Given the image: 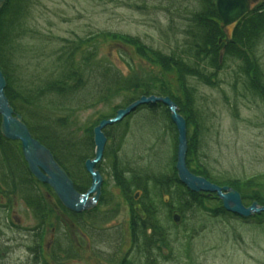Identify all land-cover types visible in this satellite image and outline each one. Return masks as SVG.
Returning a JSON list of instances; mask_svg holds the SVG:
<instances>
[{"label":"rangeland","instance_id":"rangeland-1","mask_svg":"<svg viewBox=\"0 0 264 264\" xmlns=\"http://www.w3.org/2000/svg\"><path fill=\"white\" fill-rule=\"evenodd\" d=\"M262 1L252 0V5ZM211 3L204 0H33L24 23L25 32L13 53L17 87L25 93L41 89L71 69V55L76 66L89 57L91 61L83 67L84 71L81 69L84 79H91L85 88L67 100L47 95L38 107L31 109L55 122L57 128L59 125L68 134L64 135L67 139L81 140L88 130L94 134L102 115L126 103L124 96H120L108 106L90 107L91 99L99 90L98 83L102 81L100 73L106 68L102 65L111 64L128 75L130 63L140 64L133 46L117 37L136 38L165 55H184L197 40L196 14ZM218 23L223 29L222 21ZM234 29L235 25L223 29L226 34L223 43L228 44ZM105 34L113 38H102ZM248 55L250 69L258 65L263 82L264 35ZM222 59L223 69L213 85L198 78H188V83L195 89L194 106L203 118L198 159L209 171L210 180H207L220 187H231L223 185L228 180L264 177V96L251 87L248 75L257 79L258 73L251 69L247 75L244 58L223 55ZM144 66L147 78L151 70L147 64ZM163 114L153 115L144 106L109 131L108 157L104 154L97 166L103 177V191L96 208L100 213L118 211V214L110 222L99 224L102 230L96 244L99 261L84 253L82 264L137 262L139 256L133 248L131 231L135 204L127 200L117 186L114 162L118 161L119 167L130 175L167 173L172 167L175 148L168 115ZM61 119L64 121L60 122ZM188 123V131L193 136L196 126L190 120ZM4 162L0 148V264H30L33 259L28 249L43 241V237H37V230H43L44 213L38 212L39 206L43 205L45 213L64 211L57 197L40 182L38 191L42 199H32L33 203L25 199V191L33 183L25 181L24 172L19 171L16 164L11 173ZM5 173H11L10 180L16 176L14 184L10 180L4 184ZM23 180L26 186L20 185ZM91 185L92 181L87 183L86 193ZM252 190L260 191L264 201V186ZM139 192L142 206L145 193ZM103 195L109 205L102 202ZM246 195L248 204L242 198L246 207L254 202L259 204L251 196V190ZM156 200L158 218L167 227L170 243L168 251L163 248L151 253L157 264H264V222L251 220L254 216L249 219L223 216L218 213L216 202L206 201L208 211L187 212L185 219L177 224L173 220L174 213L171 215L169 209ZM142 262L145 263V259Z\"/></svg>","mask_w":264,"mask_h":264},{"label":"trees","instance_id":"trees-1","mask_svg":"<svg viewBox=\"0 0 264 264\" xmlns=\"http://www.w3.org/2000/svg\"><path fill=\"white\" fill-rule=\"evenodd\" d=\"M33 0H8L0 10V69L3 72L6 81L7 89L6 95L10 101L11 106L15 112L23 117L24 123L30 129L33 137L40 141L47 147L55 156L57 162L66 170L69 176L75 183V188L81 194L87 191V183L92 181L91 176L86 171L85 164L88 160L95 158V143L94 134L90 130L87 131L86 137L81 140H69L64 136V130L48 121L45 115H39L31 111L40 101L47 95H56L67 100L78 90L83 89L91 82V79H84L81 69L87 66L91 61L86 57L83 63L76 66L73 57L70 56L71 69L62 74L60 78L54 82L48 83L45 87L35 90L33 92L25 93L17 87V78L15 75L16 65L13 60V53L18 47V39L24 34V23L29 14L30 7ZM206 3L211 0H204ZM204 10L196 14L197 24V40L190 45V50L184 55L171 54L165 55L156 50L145 46L140 40L131 37H117L123 42L133 46V49L140 60L139 65H131V72L125 75L117 67L111 64L102 65L106 67L104 72L101 71L102 81L98 83L99 90L95 92L90 101V107L99 105H110L114 99L124 96L126 103L110 112L107 115H102L101 121L113 119L117 112L121 109L127 108L142 97H170L174 103L179 107L180 114L186 119L187 125L189 120L195 126L193 136L188 131V145L189 151L187 156V163L189 169L197 176L204 177L210 180L209 171L204 164L198 159V151L201 144L202 137V115L194 106L195 89L188 83V78H198L206 84L213 85L216 81L218 73L223 69L224 63L222 56L226 58L231 56L234 58H244L247 69V75L250 74V63L248 60V53H253V48L264 35V2L252 9L241 21L235 25L232 38L228 39L230 43H223V38L226 37L222 26L218 21H221L218 16L216 6L211 3L205 4ZM111 34H105L102 38L112 37ZM99 38V36H98ZM113 38V37H112ZM224 53H222V51ZM93 54V53H92ZM91 56V55H90ZM220 58L222 60H220ZM90 60V61H89ZM222 61V63H221ZM148 65L151 70L148 77H144V73L148 72L144 65ZM258 65L252 69V72L258 73ZM84 71V69H83ZM262 74H257V79L251 78V87L264 96V81L260 77ZM217 83V82H216ZM214 83V84H216ZM42 97V98H41ZM149 108L153 115H168L167 120L171 125L169 129L171 136H173L175 155L172 162V167L167 173L163 175H135L129 174L124 169L119 167L118 161L114 162V177L118 187L122 190L123 195L127 200L137 205L139 210L133 208V225H132V239L133 245L138 252L137 262L130 261L129 264H157V260L152 258L151 253L156 249L169 250V239L167 227L162 224L158 218L157 200L169 209V213L177 212L183 218L186 213L192 212L195 209H202L208 211L205 202H216L218 205V213L223 216H232L233 214L227 212L221 200L216 195L195 194L189 191L180 181L178 172L176 170L178 158V131L174 125L170 110L167 106L159 103L156 105H144ZM144 106L139 107L135 112L141 111ZM133 112V114H135ZM45 116V117H44ZM64 120L61 119L60 122ZM2 118L0 116V127ZM62 126V125H61ZM120 124L109 126L105 129V135L109 139V131L113 128L119 127ZM68 135V134H67ZM0 148L4 155V165L8 170L13 172V167L19 171L24 172L26 180L33 186L27 187L25 199H42L38 191L40 184L30 173L28 165L25 162L22 145L20 142H11L6 140L0 130ZM108 148V147H107ZM105 151V157H108L109 151ZM10 174L5 173L4 184L10 180ZM85 174V175H84ZM85 176V177H83ZM13 176L12 183L14 184ZM264 177H254L246 180H228L223 186L230 185L233 189L238 191L245 203L248 204L246 192L252 191L254 200L258 201L260 205H264L263 199L260 197L261 193H255L252 190L254 187L264 186ZM87 181V182H86ZM86 182V183H85ZM26 182L20 184L25 185ZM49 191L55 195L54 191L45 185ZM145 193L140 205L139 191ZM103 191V190H102ZM152 193L154 196H152ZM56 196V195H55ZM158 198H157V197ZM139 198V197H138ZM30 202L33 203V200ZM254 200L251 202L253 203ZM102 202L110 204L109 200L103 195ZM250 202V200H249ZM134 206V207H135ZM43 205L39 206L38 212L45 213L42 209ZM221 212V213H220ZM86 214L98 215L99 224L108 223L118 214V211H109L100 213L98 208L85 212ZM215 212L216 215H219ZM172 219V217H171ZM251 220L257 222H264V214L255 215ZM100 226V225H99ZM99 232L102 230L99 227ZM145 259V263L142 262Z\"/></svg>","mask_w":264,"mask_h":264},{"label":"water","instance_id":"water-1","mask_svg":"<svg viewBox=\"0 0 264 264\" xmlns=\"http://www.w3.org/2000/svg\"><path fill=\"white\" fill-rule=\"evenodd\" d=\"M7 1L0 0V10ZM251 5L252 0H216V10L222 21L223 29L241 21L250 13ZM6 89L7 81L0 69V116L2 118L0 130L3 137L8 141L21 143L24 159L32 176L38 182L48 185L68 211L84 213L96 208L100 201L103 177L97 170V166L103 161L108 143L104 130L109 126L121 123L141 106L161 103L169 108L172 121L178 131L176 170L181 183L192 193L217 195L225 210L233 215L249 219L255 215L264 214V207H260L257 202H254L251 207H246L238 191L231 187H220L213 184L189 169L187 163L189 151L187 121L180 114L179 107L170 98L142 97L129 107L118 111L115 118L102 121L94 129L95 158L88 160L85 164L86 171L92 178V185L87 193L81 194L76 190L74 181L57 162L53 153L33 137L30 129L24 123L23 117L15 112L6 95ZM136 197L138 198V195ZM182 219L180 214L174 213L175 223L178 224Z\"/></svg>","mask_w":264,"mask_h":264},{"label":"flooded vegetation","instance_id":"flooded-vegetation-1","mask_svg":"<svg viewBox=\"0 0 264 264\" xmlns=\"http://www.w3.org/2000/svg\"><path fill=\"white\" fill-rule=\"evenodd\" d=\"M211 1L216 6V0ZM259 4L251 5V9ZM136 200H138L137 197ZM57 201L64 213H44L42 215L43 230H37V237H43V241L42 244L28 249L27 252L33 259L30 264H82L85 260L84 253L90 254L91 259L99 261L98 247L96 246L99 216L68 211L58 198ZM136 206L134 208L138 211L139 208ZM132 217L131 215V220ZM46 242L48 244H45ZM133 248L136 251L135 246Z\"/></svg>","mask_w":264,"mask_h":264}]
</instances>
